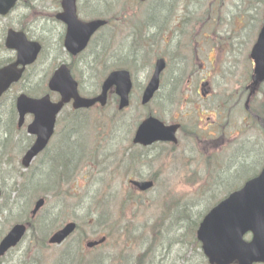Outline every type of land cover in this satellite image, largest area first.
I'll return each instance as SVG.
<instances>
[{
	"label": "rangeland",
	"instance_id": "obj_1",
	"mask_svg": "<svg viewBox=\"0 0 264 264\" xmlns=\"http://www.w3.org/2000/svg\"><path fill=\"white\" fill-rule=\"evenodd\" d=\"M150 1L137 4L134 0H85L82 3V19L90 20L88 18L94 11L97 16L103 14L112 20L113 24L97 35L94 43L98 44L92 50L88 49L80 60L71 62L74 63V77L83 87L81 93L85 97L93 95L91 93L106 72L104 66L109 70L115 65H121L120 62H127L129 66L126 67L135 75L131 108L122 114L118 113L116 104L105 110L93 111V121L88 122L89 126L82 130L76 128V137L71 143L67 142L73 149L78 146L75 150H79V145H82L77 155L72 157L70 179L62 177L61 172L59 175L52 174V181L46 180L51 182V187L61 180L62 186L57 196L55 193L48 195V198L45 193L46 198L51 200L38 216V223L45 222L42 217L53 214L45 227V233L40 235L43 237L47 233L46 237L49 238L54 231L74 220L80 230L70 243L48 249L44 247L46 243L38 244L30 234L23 245L16 252L8 254L0 264H75L82 255L83 261L80 264H89L95 256L98 258H95L94 264H129V261L132 264H148L154 251L161 245L170 247L167 253L172 264H185L184 257H190L196 252L191 244V234L204 212L213 205L210 203L212 197L223 198L225 195L222 181L230 177L229 172L232 170L228 166L230 148L224 149L223 154L210 156L205 153L206 149L198 139H187L183 135L184 139L181 138L174 154L170 147H157L153 150L157 155L153 163L149 160L152 151L146 150L141 154V151L133 149V134L137 122L148 113L169 120L171 116L168 114L179 113V107L183 106L180 104L182 99L189 97L199 103L191 88L192 83L198 89L201 80L210 81L219 99L227 93L239 94L242 91L245 79L252 73L246 75L251 70L247 57L253 42L251 35L256 25L261 26L263 22L264 0ZM58 2L21 0L18 10L8 18L0 19V38L1 30L5 34L8 28L21 29L45 47L41 61L28 70L24 80L12 89L8 101L19 92L35 91L39 92V96L44 94L49 77L59 62L64 61V52H61L58 44L61 27L51 22L52 14L59 12ZM202 20L207 22L203 24ZM203 37L207 38L206 44L202 42ZM105 38V42L110 43L107 47L102 46ZM2 45L3 40L0 48ZM101 46L106 48L105 54ZM159 57L168 62L162 91L148 107H140L141 95L153 75L155 60ZM215 57L224 62L220 64ZM12 58L13 54L0 51V62ZM174 77L176 81H171ZM190 78L191 84L188 83ZM169 86L171 89H168ZM69 110L67 108L62 118L67 117L71 112ZM191 110L193 106H188L187 111ZM251 110L262 117V124L251 119L249 126L244 128L241 123L244 107L234 108L232 114L236 126L233 136L245 132L237 140L236 154L242 156L240 162L248 167L260 161V168L264 165V106H254ZM0 118L2 205L12 194L13 187L21 188L22 175L23 181L26 179L25 174L39 175L46 179L53 170L40 163L44 156L33 163L30 171H24L20 161L27 147L22 150L24 145L19 142L22 136H27L25 128L21 133H17V128L11 132L14 125L6 116ZM30 121L28 118L26 123ZM61 130L62 126L57 129L58 132ZM5 132L8 139H11L9 143H6ZM186 150L190 151L189 155L185 154ZM62 153L64 156L70 154L66 151ZM141 155L144 162H137L136 158ZM131 156L134 157L135 165L130 163ZM227 167L229 170L226 171ZM213 171L215 175L211 174ZM138 175L156 177L157 187L146 194L137 195L128 185L127 178H136ZM214 176L217 182L212 185L210 180ZM73 178L77 179L74 183ZM76 183L78 185L75 187ZM37 197L33 195V200ZM170 203L183 212L173 230L169 229L170 222L165 217L156 219ZM21 213L18 210L6 212L0 222V238L15 224ZM184 224L188 231L182 237ZM172 234L175 239L169 241L168 237ZM105 235L108 237L105 246L87 252L85 242ZM179 243L182 244L180 249ZM176 253L183 258L180 262L172 260Z\"/></svg>",
	"mask_w": 264,
	"mask_h": 264
},
{
	"label": "water",
	"instance_id": "obj_2",
	"mask_svg": "<svg viewBox=\"0 0 264 264\" xmlns=\"http://www.w3.org/2000/svg\"><path fill=\"white\" fill-rule=\"evenodd\" d=\"M74 0H65L64 10L66 13L62 19L69 24L67 47L71 53L82 50L86 47L87 42L95 33L96 29L105 25L103 21L81 25L76 21L74 11ZM13 3L9 0H0V13L4 14L8 8L12 7ZM82 26V27H81ZM7 47L17 49L19 64H31L36 59V54L39 47L35 44H28L23 35L9 34ZM161 66V65H160ZM264 59L257 61V74L255 80L258 81L264 72ZM159 67L156 71L157 75L161 71ZM14 66L10 69L0 71V94L3 90L21 76ZM156 77L151 85L147 88L144 94V103L152 98V94L156 90L158 84ZM129 75L124 72L115 73L110 76V79L103 85V93L94 100H85L78 97L76 84L65 68L55 73L54 80L51 81L49 89L60 92L63 102L52 105L49 97L46 96L42 100H29L22 96L18 101V112L20 113V127L23 125V118L26 114L35 115L34 122L29 126V134L38 135L35 146L29 150L23 160V165L28 166L36 155L46 147V143L52 136V131L55 126L56 115L61 111L64 103L75 99L74 108H89L97 102L105 105L107 102V93L112 85H117L121 89L129 85ZM129 88L122 89L123 104L127 105V93ZM147 137L138 134L136 140L144 145L147 144ZM157 138V137H156ZM153 137V139L156 140ZM154 141V140H153ZM140 190L145 191L152 184H138ZM44 205V200H40L33 212V215L38 213V210ZM199 232L200 240L203 243V248L210 258L211 264H253L254 262H264V174L257 180L251 181L239 193H236L220 207L216 208L202 224ZM74 226H68L54 235L50 239V243L62 244L61 242L72 234ZM26 228L23 225H17L0 244V257L10 248L17 246V243L26 234ZM251 232L254 234L253 240L247 244L243 241L245 234ZM96 244V243H95ZM95 244L89 245L90 247Z\"/></svg>",
	"mask_w": 264,
	"mask_h": 264
},
{
	"label": "flooded vegetation",
	"instance_id": "obj_3",
	"mask_svg": "<svg viewBox=\"0 0 264 264\" xmlns=\"http://www.w3.org/2000/svg\"><path fill=\"white\" fill-rule=\"evenodd\" d=\"M243 91L244 93L240 94L238 102L243 99V96L247 97L249 94L247 87H245ZM208 96L204 97L203 101L209 100V104H212L210 108H204L201 110L195 109L196 112L168 114L171 116V118L169 120L167 118L162 120L171 126L179 125V133H183L185 138L189 139L193 136L195 138H200L202 135L203 137L208 138V142H210V148H217L221 146L222 143L220 129L222 128L224 121H227L225 123L226 125L230 124V117H225L222 109H226V107L220 108L218 106L217 97H214V93L212 96ZM199 111H203V113L200 114Z\"/></svg>",
	"mask_w": 264,
	"mask_h": 264
},
{
	"label": "bare ground",
	"instance_id": "obj_4",
	"mask_svg": "<svg viewBox=\"0 0 264 264\" xmlns=\"http://www.w3.org/2000/svg\"><path fill=\"white\" fill-rule=\"evenodd\" d=\"M65 161L68 163L69 162V158H66L65 159ZM65 162V163H66ZM60 183V182H59ZM59 183H57V184H59ZM38 186L40 187V186H44V184H40V183H38ZM25 198V197H31V193L30 192H27L26 194H24V195H15L14 197H12V198H7V201H8V203H7V205L5 206V208L3 207V206H1L0 205V211L1 212H6V211H11L13 208H14V206H15V204H16V201H17V199H19V198Z\"/></svg>",
	"mask_w": 264,
	"mask_h": 264
},
{
	"label": "trees",
	"instance_id": "obj_5",
	"mask_svg": "<svg viewBox=\"0 0 264 264\" xmlns=\"http://www.w3.org/2000/svg\"><path fill=\"white\" fill-rule=\"evenodd\" d=\"M54 186L56 187V191L59 192V190L61 189L62 184H54ZM37 189H35L33 192H31V197H27L26 200H28V205L31 204V202L33 201V195L37 197V193H39L38 191H36ZM27 207V206H25Z\"/></svg>",
	"mask_w": 264,
	"mask_h": 264
}]
</instances>
